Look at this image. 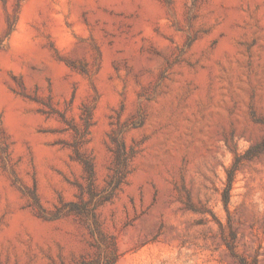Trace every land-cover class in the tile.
Masks as SVG:
<instances>
[{
	"label": "rangeland",
	"instance_id": "374dc122",
	"mask_svg": "<svg viewBox=\"0 0 264 264\" xmlns=\"http://www.w3.org/2000/svg\"><path fill=\"white\" fill-rule=\"evenodd\" d=\"M114 257L264 264V0H0V264Z\"/></svg>",
	"mask_w": 264,
	"mask_h": 264
},
{
	"label": "trees",
	"instance_id": "16d2710c",
	"mask_svg": "<svg viewBox=\"0 0 264 264\" xmlns=\"http://www.w3.org/2000/svg\"><path fill=\"white\" fill-rule=\"evenodd\" d=\"M229 182H232V178L230 177ZM230 191H231V184L229 183V187L227 189V192L224 196V204L227 207L229 200H230ZM117 262V257L111 258L105 262H101L99 259L98 260H82L79 263L76 264H115Z\"/></svg>",
	"mask_w": 264,
	"mask_h": 264
}]
</instances>
